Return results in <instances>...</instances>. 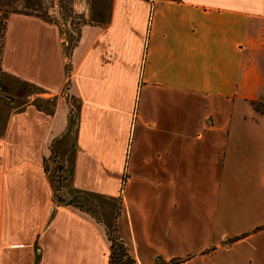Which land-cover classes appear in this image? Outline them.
I'll return each mask as SVG.
<instances>
[{
    "label": "crops",
    "instance_id": "0c3cea01",
    "mask_svg": "<svg viewBox=\"0 0 264 264\" xmlns=\"http://www.w3.org/2000/svg\"><path fill=\"white\" fill-rule=\"evenodd\" d=\"M0 13V264H264V0Z\"/></svg>",
    "mask_w": 264,
    "mask_h": 264
},
{
    "label": "rangeland",
    "instance_id": "374dc122",
    "mask_svg": "<svg viewBox=\"0 0 264 264\" xmlns=\"http://www.w3.org/2000/svg\"><path fill=\"white\" fill-rule=\"evenodd\" d=\"M1 16H2V14L0 13V37H1V34L3 32L2 27L4 26ZM79 22L80 21H76L75 23L78 24ZM63 24L64 25H62V27H61V29H62V32L61 33H63V34H64V32L67 33L69 30H72L74 33L77 32V30H76L77 25L76 24L74 25V23H72V22H70V23H63ZM63 34L61 35V37L63 36ZM0 44H1V38H0ZM31 93L33 94L35 92H32V90H31L30 93H29V95H25V96H27L23 100L25 103H27L28 101L29 102L31 101V103H37L40 100V99L38 100V96L32 97L31 96ZM65 99L67 100L66 103L69 105V108H70L69 113H71L73 115V107L71 106V104H73L72 98L70 96H65ZM46 169L49 170L50 177H51V180L53 181L54 187H60L61 186V180H62L61 177H60L61 176L60 175L61 166L59 165L57 159L53 155L50 156V162H49V165L47 164ZM58 192H59V190L56 191L54 189V193L55 194H58ZM113 230H114V228H112L109 231L111 238L116 237V233Z\"/></svg>",
    "mask_w": 264,
    "mask_h": 264
},
{
    "label": "trees",
    "instance_id": "16d2710c",
    "mask_svg": "<svg viewBox=\"0 0 264 264\" xmlns=\"http://www.w3.org/2000/svg\"><path fill=\"white\" fill-rule=\"evenodd\" d=\"M60 187H55V190L58 191ZM56 198L61 201L59 196L55 194ZM116 233V237H109L110 241V254L108 264H135V260L129 254L126 245L124 244L123 240L117 233L116 226H114V230ZM185 258H179L172 260L168 264H178L182 262Z\"/></svg>",
    "mask_w": 264,
    "mask_h": 264
}]
</instances>
